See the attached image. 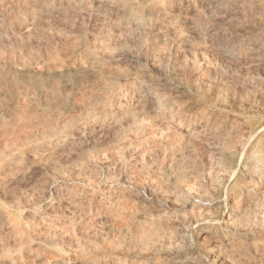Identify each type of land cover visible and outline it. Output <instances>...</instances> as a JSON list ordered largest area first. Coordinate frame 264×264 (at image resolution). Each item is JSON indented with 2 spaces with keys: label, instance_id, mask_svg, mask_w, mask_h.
Masks as SVG:
<instances>
[{
  "label": "clouds",
  "instance_id": "9594fccd",
  "mask_svg": "<svg viewBox=\"0 0 264 264\" xmlns=\"http://www.w3.org/2000/svg\"><path fill=\"white\" fill-rule=\"evenodd\" d=\"M0 264H264V0H0Z\"/></svg>",
  "mask_w": 264,
  "mask_h": 264
}]
</instances>
